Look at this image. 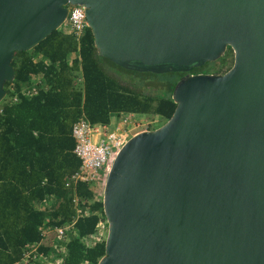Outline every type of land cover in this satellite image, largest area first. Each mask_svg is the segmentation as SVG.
Returning <instances> with one entry per match:
<instances>
[{
	"label": "water",
	"instance_id": "obj_1",
	"mask_svg": "<svg viewBox=\"0 0 264 264\" xmlns=\"http://www.w3.org/2000/svg\"><path fill=\"white\" fill-rule=\"evenodd\" d=\"M76 5L123 69L189 72L234 53L226 74L181 78L172 118L119 152L98 264H264V0H0V105L15 54Z\"/></svg>",
	"mask_w": 264,
	"mask_h": 264
},
{
	"label": "trees",
	"instance_id": "obj_2",
	"mask_svg": "<svg viewBox=\"0 0 264 264\" xmlns=\"http://www.w3.org/2000/svg\"><path fill=\"white\" fill-rule=\"evenodd\" d=\"M233 61L230 49L221 60L190 72L223 75ZM12 66L15 80L6 83L7 97L0 105V264H21L28 246L62 255L52 242L44 243V229L72 224L75 207L84 212L66 245V264H98L106 239L92 246L86 240L106 221L103 202L96 201L91 185L67 186L81 170L73 125L82 118L110 125L121 113L167 123L177 108L173 91L183 74L123 69L98 55L90 29L80 45L64 28L54 31L32 51L17 52ZM33 76H42L48 89L26 97L22 90Z\"/></svg>",
	"mask_w": 264,
	"mask_h": 264
},
{
	"label": "built area",
	"instance_id": "obj_3",
	"mask_svg": "<svg viewBox=\"0 0 264 264\" xmlns=\"http://www.w3.org/2000/svg\"><path fill=\"white\" fill-rule=\"evenodd\" d=\"M63 28L67 33L75 36L80 45L89 29L85 7L70 6L68 20ZM76 56H79V52L74 55V58ZM42 89H48L43 77L33 76L30 83L23 87L22 94L26 97H34ZM13 101L16 102L17 98ZM154 120L136 113H121L112 120L110 125L92 124L85 118L77 121L73 125L72 133L76 141L74 154L81 161V170L70 179L67 186L71 184L91 185L95 188L96 201L103 202L104 187L119 152L133 136L143 131H150V128L157 129L160 121ZM75 208L77 218H79L84 210L81 207ZM86 214L89 213L86 212ZM76 220L63 228H50L46 224L44 243L52 242L54 249L60 251L62 255L54 256L51 252L46 254L41 251L40 245L28 246L24 250L21 264H66L63 255L67 253L66 245L70 240V235L73 236ZM107 235V221H101L93 239L86 240V242L92 246L98 238L107 239Z\"/></svg>",
	"mask_w": 264,
	"mask_h": 264
},
{
	"label": "flooded vegetation",
	"instance_id": "obj_4",
	"mask_svg": "<svg viewBox=\"0 0 264 264\" xmlns=\"http://www.w3.org/2000/svg\"><path fill=\"white\" fill-rule=\"evenodd\" d=\"M230 50V48L228 49V51ZM228 51H227V53H228ZM227 55V54H226ZM233 64H234V61H233ZM232 67H233V65H232ZM231 67V68H232ZM166 73H179V74H183L181 77H179V80L181 79V78H183V77H185V76H187V75H189V76H192V75H198V74H191V72L189 71V72H174V71H172V70H170V71H168V72H166ZM165 73V74H166ZM226 74V73H225ZM178 80V81H179ZM177 81V82H178Z\"/></svg>",
	"mask_w": 264,
	"mask_h": 264
},
{
	"label": "rangeland",
	"instance_id": "obj_5",
	"mask_svg": "<svg viewBox=\"0 0 264 264\" xmlns=\"http://www.w3.org/2000/svg\"><path fill=\"white\" fill-rule=\"evenodd\" d=\"M208 63H209V62H208ZM160 88H161V87L158 86L157 89H155L154 91H155V92H158V91L160 90ZM154 121H160V120H159L158 118H155ZM164 124H165L164 122L160 121V124H159V126L157 127V129L160 128V127H162Z\"/></svg>",
	"mask_w": 264,
	"mask_h": 264
},
{
	"label": "crops",
	"instance_id": "obj_6",
	"mask_svg": "<svg viewBox=\"0 0 264 264\" xmlns=\"http://www.w3.org/2000/svg\"><path fill=\"white\" fill-rule=\"evenodd\" d=\"M74 58V55L71 57V59H73Z\"/></svg>",
	"mask_w": 264,
	"mask_h": 264
}]
</instances>
